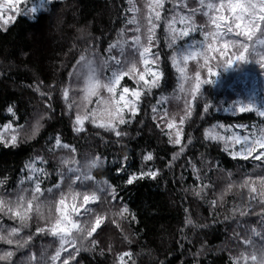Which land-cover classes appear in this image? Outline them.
Segmentation results:
<instances>
[{
	"label": "trees",
	"instance_id": "trees-1",
	"mask_svg": "<svg viewBox=\"0 0 264 264\" xmlns=\"http://www.w3.org/2000/svg\"><path fill=\"white\" fill-rule=\"evenodd\" d=\"M134 3L140 9L136 15L141 27L146 20L147 0H134ZM174 5L181 10L178 0H166L162 12L165 19L156 29L155 50L160 53L159 68L164 73L160 87L142 95L136 116L128 115L126 119L130 122L119 126L118 130L125 133L120 137L89 120L84 121V131H75V117L85 101L79 91L75 95L79 103L66 101L63 89L68 86L72 89L78 83L82 85V77L78 79L74 75L80 73L77 62L82 55L103 50L108 56L110 44L117 40L131 41V37L138 34L130 31L136 26L128 24L133 15L128 11L131 7L128 0H52L34 19L19 15L14 22L0 28V126L8 121L17 126L30 119L31 126L42 122L36 136L24 137L16 147L0 144V181H4L0 195L7 200L13 192L20 193L19 186L20 189L32 187L24 179V170L36 157L44 158L41 168L48 173L46 179L42 177V187L50 188L59 182L61 150L54 147L57 135L63 143L76 149L84 170L88 161L97 156L102 161L107 160L90 170L94 182L88 183L87 189L75 188L89 192L98 187L108 188V192L100 194L101 200L92 205L95 215L83 218L88 230L96 215L106 219L93 237L85 238L86 231L80 235L77 246L82 250L76 264H118L117 257L124 252L132 254L130 259L125 257L126 264H233L237 258H241L240 264H245L241 254L250 250L242 242L252 238L253 229L264 232V216L260 215L264 205L259 197L250 200L248 188L241 187L251 176L261 189L258 178L264 176V163L233 159L221 141L205 139V130L216 123L249 127L264 123V117L254 111L226 110L233 103H247L249 99L257 106L262 104L264 69L254 62L225 72L224 61L217 59L211 61L210 66L219 75L210 77L206 67H202L203 57L198 56L187 62L182 79L170 59L175 48L168 46L167 19L174 14ZM197 6L198 0H188L189 8ZM194 21L197 26L207 24V18L200 13ZM176 27L182 25L177 23ZM143 39L146 46V37ZM202 39L199 32H193L177 44L184 48ZM112 54L119 52L114 49ZM138 67L142 70V64L138 63ZM180 67H185L183 61ZM197 72L201 79H215L217 84H202L203 95L193 100L191 89L196 84ZM181 83L184 91L179 88ZM122 84L130 88L136 86L127 77ZM208 103L214 106L204 113V105ZM10 106L14 115L8 111ZM189 107L191 116L183 125L181 144L170 143L168 134L174 137L175 133L167 124L175 121L179 125ZM40 115H44L43 119ZM34 117H38L36 122ZM183 145L187 147L180 154ZM147 153L153 154L152 161H144ZM193 165L202 180H197ZM149 169L159 170V175L127 184L132 174ZM22 181L25 182L22 184ZM230 183L233 188L227 191ZM201 184L211 187L198 196L196 192ZM111 187L117 191L116 200L109 195ZM63 191L69 189L63 188ZM27 195L31 198L30 192ZM58 195L59 190L54 194L45 193L39 202V214L33 213L22 228L17 239L23 242L32 236L28 246L17 249L15 244L0 243V250L15 252L11 264H31L33 255L38 259L43 257L39 264H51L50 257L59 247V241L50 235L37 234L36 230L55 222L46 213ZM125 206L128 212L121 216L120 210ZM240 210H248L249 214L241 216ZM2 222L8 228L20 226L19 221L7 216H3ZM255 241L261 243L259 237Z\"/></svg>",
	"mask_w": 264,
	"mask_h": 264
},
{
	"label": "snow or ice",
	"instance_id": "snow-or-ice-1",
	"mask_svg": "<svg viewBox=\"0 0 264 264\" xmlns=\"http://www.w3.org/2000/svg\"><path fill=\"white\" fill-rule=\"evenodd\" d=\"M51 2L52 0H38L31 8L25 7L22 9L18 6L26 3V0H5V4L18 14L36 13L38 10L45 9V5ZM128 2L131 5L128 11L133 13L131 19L128 20V24L136 26L130 31L138 34L133 35L131 41L124 39L110 44L107 49L108 58L102 62L100 67L96 66L94 60L88 59L84 55L77 62V65L81 67V72L78 74L74 73V75H77L78 79L81 77L83 79L81 91L83 93L82 99L85 101L84 107L87 109L88 105L93 103L92 98H96L95 108L89 109L83 117L79 114L76 115L74 130L77 132L84 131L85 120L97 124V121L102 119L103 122L98 123V127L114 132L117 137L125 135V133L118 130L120 125L130 122V120L125 118V112L135 117L139 110L142 95L150 93L153 88H159L164 77V73L158 70L160 53L155 50L157 47L155 41L156 29L159 27V23L165 19L162 16V12L164 11L166 0H147V16L145 17L147 20L146 46L145 40L142 38L144 34L141 32L140 22L136 15L140 9L135 6L134 0H128ZM5 4H0V11H3ZM178 4L181 10H178L177 5H174V14L167 19V27L170 32L168 46L169 48H175V53L170 59L173 66L181 74L182 79L185 78L184 73L187 62L195 60L198 56L203 57L204 64L202 67H206L210 77L219 75L210 66V62L217 59L224 61L223 70L225 72L234 67L239 68L241 65L254 62L258 63L261 69H264V0H198V6L195 8L188 7V0H178ZM185 8L188 9L187 12L182 11ZM197 13L207 18L206 25L197 26L195 24L194 17ZM16 19V15H11L7 18L0 15V20L3 21L5 26ZM177 23L181 24L182 27L177 28ZM123 32L124 30H121V34ZM193 32H199L203 39L194 41L191 46L179 47L177 42L185 37H190ZM114 49L119 52V55L112 54ZM137 54L139 63L144 66L143 70H140L135 60ZM255 57H259V60H255ZM181 61L184 62L185 67H180ZM153 65L156 67H152ZM104 69H108L109 74H105ZM125 77L133 80L136 87L130 88L126 84H122ZM146 77H150V79ZM195 79L196 84L191 89L193 100L203 95L201 92L202 84H217L215 79H201L200 72L195 74ZM179 88L184 91L183 83L179 85ZM102 90L109 94L107 99L101 94ZM71 91L70 87L63 89V97L66 101L70 100ZM157 103L159 104L160 101ZM213 106L212 103L205 104L204 113H207ZM71 107L72 104L69 103V108ZM226 110L240 113L254 111L258 116L264 117V103L257 106L252 99H249L247 103L243 101L233 103L230 109ZM8 111L14 115L11 106ZM153 111H156L155 107ZM190 116L191 109L189 107L186 115L180 118L179 126L175 125V121L167 124L169 129L174 127L176 129L174 137L172 134H168L170 143L181 144L184 131L183 125ZM12 123L14 122L3 125V128L5 130L12 128ZM23 127L21 125L19 128H12L15 134L10 139L0 132V144L5 147H16L20 143V133ZM39 127L41 125L37 121L33 136L38 132ZM222 127L223 125H215L212 129L205 130V139L224 142L225 151H229L233 159H251L264 163V126H251V131H248L249 126H237L245 128L246 134L243 135L239 133L221 135L218 131H215V129ZM226 131H230V129ZM188 143L190 144L191 140ZM237 145H239L238 149L236 148ZM54 147L57 149L70 148L69 145L62 143L59 135L55 138ZM186 147L187 145L181 147L180 154H183ZM70 150L72 152L76 151L75 148H70ZM176 158L174 155L173 160ZM143 159L148 162L152 161L154 157L152 153H147ZM37 161L41 164L45 163L43 157H36L25 165L29 172V175L25 177V181L33 185L30 189L21 188L20 193L23 194L18 193L15 200H6L4 196L0 195V214H2L0 215V243L15 244L17 249L28 246L32 236H29L23 242L17 239L22 228L27 225L33 213L40 212L41 204L39 202L41 197L45 193L54 194L59 190L60 198L55 201V222L50 225L46 224L45 227H39L36 231L37 234L50 235L59 241V247L50 257L51 264H76L77 255L82 250L77 246L80 235L86 231L87 237L85 238L93 237V234L97 233V230L106 219L96 215L95 221L92 223L90 230H88L87 221L83 218L95 215L92 205L101 200L100 194L108 192V188L98 187L97 190L91 192L87 190L76 191L75 188L78 186L82 189H87L88 182H94V177L91 175L90 170L103 163V161L97 156L94 160L88 161V170L85 171L76 159L62 160L63 166L59 172L60 181L50 188L42 187L44 183L42 177L46 179L48 173L45 169L36 166ZM169 166H171V162ZM120 170L122 169H118V171ZM193 171L197 180L203 179L194 165ZM158 175L159 170L149 169L147 172L142 170L139 173L132 174L127 180V184H132L138 179H155ZM229 176H231V173H229ZM65 180L71 181L68 192H64L62 188ZM25 181L21 183L23 184ZM3 183L4 181H0V185H3ZM256 183L257 181L250 176L243 182L241 187L248 188L250 200H256L259 197L260 203L264 205V190H261L264 189V176L258 178L261 189L257 188ZM104 184H107V182L105 181ZM210 187V184H201L196 195H201ZM232 188L233 184H228L227 191H231ZM29 192L31 193V198L27 195ZM109 195H111L113 200H116L117 191L114 187H111ZM212 204L215 207L216 201L213 200ZM127 212L128 209L125 206L120 210L119 214L123 216ZM248 214V210H240L241 216ZM260 215L264 216V212L260 213ZM3 216H7L8 219L13 221H19L20 226L5 227L2 222ZM132 219L134 220L135 216H132ZM188 223L190 224L191 221L189 220ZM256 237L260 238V244L256 243ZM92 243L95 245L96 241L93 239ZM242 243L250 250L241 254L245 264H264V232H257L253 229L252 238L246 239ZM14 255V251L0 250V262L11 264ZM131 255L130 252L118 255V264H126L125 257L130 259ZM39 259H43V257ZM39 259L33 255L30 257V262L31 264H39ZM240 259H235L233 264H240Z\"/></svg>",
	"mask_w": 264,
	"mask_h": 264
},
{
	"label": "rangeland",
	"instance_id": "rangeland-1",
	"mask_svg": "<svg viewBox=\"0 0 264 264\" xmlns=\"http://www.w3.org/2000/svg\"><path fill=\"white\" fill-rule=\"evenodd\" d=\"M38 2V0H26V3H22V4H20L18 7H20V8H25V7H27V8H31L34 4H36ZM0 4H5V0H0ZM47 5V4H46ZM46 5H45V7H46ZM39 11H41V10H38L36 13H28V14H18L17 12H15V11H13V10H11L8 6H7V4H5V8L3 9V11H0V15H3L5 18H7L8 16H11V15H16L17 17L19 16V15H23V16H26V17H28L29 19H34L35 18V16L39 13ZM146 16H147V12H146ZM5 25H3V21L2 20H0V28H3ZM141 28V32L144 34V36L143 37H146V33H147V20H145L144 22H143V24H142V26L140 27ZM124 36H125V33H124ZM142 37V38H143ZM193 44V43H192ZM96 48H98V47H96ZM119 55V54H118ZM86 57L88 58V59H91V60H94L95 61V63H96V66L97 67H100L101 66V64H102V62L104 61V60H106L107 58H108V56L106 55V54H104L103 53V50L102 51H98V50H93V51H91V52H89V53H87L86 54ZM135 60H136V62H137V64L139 63V56H137V57H135ZM77 66V65H76ZM152 67H156L155 65H153ZM143 68H144V66L142 65V70H143ZM78 69L80 70V72H81V67H78ZM158 70L160 71V68H159V65H158ZM104 73L105 74H109V70L108 69H104ZM146 78H149L150 79V77H146ZM75 79V78H74ZM68 87H70V86H68ZM83 87V79H82V85L80 86V83H78V84H76L73 88H72V91L70 92V100H73L74 101V103L75 102H77V103H79L76 99H75V95H76V93L79 91V95L80 94H82L83 95V93H82V91H81V88ZM134 87H136V86H134ZM71 88V87H70ZM101 94L105 97V99H107L108 98V93L107 92H104L103 90H102V92H101ZM95 100H96V98L95 97H93L92 98V101H93V103L92 104H89L88 105V108L86 109V108H84L83 106H81L80 107V113H79V115H81L82 117L86 114V112L89 110V109H92V108H95L96 107V104H95ZM262 103H264V101L262 102ZM98 115H100V113H98ZM128 115H130V113H128V112H125V118L128 116ZM41 116V115H40ZM42 118L44 117V115H42L41 116ZM35 118V122L37 121V119H38V117H34ZM9 122H11V121H8V122H6V123H4V124H2L1 126H0V132H2L4 135H5V137L6 138H9L10 139V137L12 136V135H14L15 133L12 131V128H19V126H17L16 124H15V122L14 123H12V128H10V129H8V130H5L4 128H3V125H6V124H9ZM32 122V119H30V120H28L27 122H26V124H22L24 127H23V130H22V132L20 133V140L21 139H23L24 137H26V138H28V139H30L31 138V136L33 137V132H34V130L33 129H31V128H33V127H35L36 125L34 124L33 126H31V123ZM101 122H103V120L101 119V120H98L97 121V124L98 123H101ZM42 123V122H41ZM41 123H40V125H41ZM37 124V123H36ZM93 125H97V124H94V123H92ZM175 125L176 126H179L178 124H176L175 123ZM215 125H223V124H221V123H216V124H214L213 126H215ZM213 126L210 128V129H212L213 128ZM237 126H240V125H236V126H226V125H223V127L222 128H217V129H215V131H218L221 135H233V134H235V133H239V134H241V135H243V134H246V132H245V128H241V127H237ZM252 126H256V125H252ZM260 126H264V123H262ZM227 129H230V131H226ZM173 131H174V133H175V127L172 129ZM248 131H251V126L250 127H248ZM37 134H35V136H36ZM30 136V137H29ZM222 142V141H221ZM63 143V142H62ZM223 143V147H224V149H225V143L224 142H222ZM65 144V143H64ZM55 145V144H54ZM70 148H72V147H70ZM70 148L69 149H59V150H61V156H60V169L62 168V160H72V159H76V160H78V157H77V155H76V151L75 152H72L71 150H70ZM236 148L238 149L239 148V145H237L236 146ZM53 150H55V149H53ZM228 153H229V151H227ZM79 161V160H78ZM107 162V160L106 159H104L103 160V163L102 164H105ZM101 164H99L98 166H100ZM38 168H41V163L39 162V161H37V165H36ZM75 166V165H74ZM97 166V167H98ZM83 169V168H82ZM84 170V169H83ZM88 169H85V171H87ZM25 176H24V179H25V177H27L28 175H29V172H28V170L25 168ZM60 172V171H59ZM59 181H60V178H59ZM71 183V181L70 180H65V182H64V184H63V186H62V188H65L66 190H68L69 189V184ZM88 183H90V182H88ZM32 185V184H31ZM33 186V185H32ZM20 190V186L17 188V191H19ZM60 198V195H58L57 197H55L54 198V200H53V202H52V204H51V206L49 207V209H48V211H47V213H46V215H47V217H49L50 219H52V220H55L56 219V213H55V201H57L58 199ZM9 199H11V200H15L16 199V193H12L11 194V196H10V198ZM35 214H39V213H35Z\"/></svg>",
	"mask_w": 264,
	"mask_h": 264
}]
</instances>
